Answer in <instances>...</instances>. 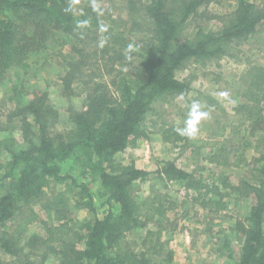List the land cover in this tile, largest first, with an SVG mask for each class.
<instances>
[{
    "label": "trees",
    "instance_id": "obj_1",
    "mask_svg": "<svg viewBox=\"0 0 264 264\" xmlns=\"http://www.w3.org/2000/svg\"><path fill=\"white\" fill-rule=\"evenodd\" d=\"M101 1L0 0V79L9 69L25 66L32 53L46 50L52 37L62 32L73 43L62 61L64 92H72L79 83L85 97L80 107H68L70 121L62 129L60 110L51 104L47 90L36 89L12 110L9 118L20 122L26 147L13 149L0 136V254L4 256L0 264H46L51 256L60 264H173L170 252L165 263L156 257L163 248L162 221L172 223V212L177 218L179 202L159 188L148 200L135 194L136 184L152 174L185 190H198L195 198L203 209L224 211L229 207L231 193L214 184L207 189L213 196L207 198L208 191L202 193L201 189L210 184L177 160L163 161L157 170L149 171L134 161L118 162L117 155L149 138L146 121L154 102L188 97L191 80L179 79V71L191 63L206 68L235 44L264 31V0H237L218 30L202 25L204 18L212 16L209 5L213 0H105L110 11L99 6ZM115 1L124 5V16L115 11ZM81 21L87 23L78 27ZM101 25L106 31H101ZM192 26L195 33L187 36ZM93 32L95 43H88ZM125 66L131 67L130 73L124 72ZM90 70L94 73H88ZM241 78L227 83L233 89V100L264 132V66L251 67ZM186 110L181 112L184 120ZM160 126L163 141L180 150L191 148L194 154H201L213 144L220 152L226 151L221 140L178 135L175 129L184 122L164 119ZM4 129L0 121V133ZM214 135L222 136L224 131ZM261 141L264 147V138ZM4 151L9 153L6 158L1 156ZM213 156L214 162L223 163L220 153ZM67 161L78 166L83 177L99 178L107 205L102 216L97 214L88 185L62 173ZM252 165V180L233 186V191L250 201L248 215L236 224L242 238L236 264H264V149ZM50 181L65 182L72 190L81 188L77 205L96 212L85 223L84 233L76 228L67 192L47 193ZM153 221L160 224L157 230L149 227ZM35 222L43 225L46 234H28ZM138 229L146 230L140 249L137 241L129 239ZM38 247H45V253H37Z\"/></svg>",
    "mask_w": 264,
    "mask_h": 264
},
{
    "label": "rangeland",
    "instance_id": "obj_2",
    "mask_svg": "<svg viewBox=\"0 0 264 264\" xmlns=\"http://www.w3.org/2000/svg\"><path fill=\"white\" fill-rule=\"evenodd\" d=\"M98 4L107 11L111 10L110 3L105 0ZM115 4V11L124 16V5H121L119 1H115ZM237 4V0H213L209 5L212 16L210 19L209 17L204 18L202 25L207 29H220L224 23L223 17H227ZM194 31L193 28L187 36L188 34L189 36L194 35ZM260 35L264 36V31L253 35L248 41L235 44V47L227 52L228 54L210 63L206 68L191 63L186 69L179 71L177 73L179 79L191 80L188 97L182 100L178 98L173 102L168 99L154 102L146 121V126L150 131L149 138L141 139L136 147H130L117 155L118 162L129 164L134 161L137 162L138 167L147 168L150 171L157 170L163 161L177 160L184 169L195 176L202 175L201 179L204 183L210 184L209 187L201 189L202 193H206L207 189L216 184L222 192L232 194V198H228L227 210L210 211L203 209L200 206V200L195 198L198 190L183 191V187L181 188L178 183L163 182L155 174L136 184L135 194L140 199H151L154 196V189L159 188L164 193L171 194L180 204L177 208V218L174 212L170 215L174 220L172 223L166 222V219L162 221L161 226L157 222H149V227L153 229L157 230L158 225L162 227L163 248L161 255L156 258L164 263L167 262L170 252L173 254V264H236L237 253L242 244L236 224L238 220H243L248 215L250 201L240 192L233 191V186L239 185L242 180H252V163L264 149L261 145L264 132L255 127L253 120L247 119L248 115H244V110L239 109L238 102L233 100L235 96L233 89L228 84L233 78L242 79L243 74L251 67L264 66V40H260ZM95 36L96 32L90 33L87 42L95 43L92 39ZM133 39L139 42V38ZM72 44L71 37L62 32L56 33L46 50L32 53L25 66L9 69L0 79V121L5 127L0 136L9 147L18 150L26 147L20 122L11 120L9 116L12 110H15L16 103L27 101L36 89L49 92L51 104L60 110L61 129L65 128V123L70 121L68 107L74 105L78 108L85 103L83 90L79 83H76L73 91L69 93L64 92L65 89L61 82V78L66 73L62 61L69 56ZM134 48L138 47L134 45ZM91 61L94 62L95 59ZM129 62H132V59ZM122 69L125 73H130L132 70L130 66ZM90 72L94 73L92 70L88 73ZM217 74H220L219 79H216ZM221 93H227V96H222ZM193 102H198L202 110L209 113L208 118L201 121L198 138L209 142L221 140L220 142L226 143L225 152H220L218 147H213L211 144L203 148L201 154H194L191 148L180 150L163 141V135L160 132L161 122L165 119L182 124L185 120L181 112L184 109L187 112L186 109H190ZM221 130L224 131V135H214ZM214 153H220V161L223 160L221 161L223 163L214 162ZM8 155L6 151L1 154L3 158ZM250 161L251 163H248ZM62 173L70 174L79 182L88 185L97 214L102 216L107 205H105L106 197L99 178L96 176L83 177L81 169L70 161L62 164ZM65 184L67 183L50 181L47 193L50 195L52 191L59 190L67 192L70 197L68 204L73 207L76 228L84 233L85 223L93 220L96 212L85 205L84 207L77 205V202L81 200L79 192L81 188L74 187L72 190L71 185ZM206 194L207 198L213 196L210 191ZM184 211L187 213L183 214ZM32 233L46 234L43 225L39 222L31 225L28 234ZM145 234V229H138L130 233L129 239L137 241V248L140 249ZM43 249L45 247L41 249L38 247L36 252L42 253ZM0 257L4 256L0 254ZM49 258L46 264H60L56 257Z\"/></svg>",
    "mask_w": 264,
    "mask_h": 264
},
{
    "label": "clouds",
    "instance_id": "obj_3",
    "mask_svg": "<svg viewBox=\"0 0 264 264\" xmlns=\"http://www.w3.org/2000/svg\"><path fill=\"white\" fill-rule=\"evenodd\" d=\"M77 0H73V3ZM93 10L97 9L95 2L92 5ZM86 21H81L78 23V27L86 25ZM101 31H106V27L101 25ZM104 41L100 42V46L103 47ZM131 47V46H130ZM222 96H227V93H221ZM209 113L202 110L201 105L198 102H193L191 108L187 113V118L184 121L183 127H177L175 131L178 135L182 137H187L188 139L195 140L199 136L201 121L208 118Z\"/></svg>",
    "mask_w": 264,
    "mask_h": 264
},
{
    "label": "crops",
    "instance_id": "obj_4",
    "mask_svg": "<svg viewBox=\"0 0 264 264\" xmlns=\"http://www.w3.org/2000/svg\"><path fill=\"white\" fill-rule=\"evenodd\" d=\"M136 164H137V162H135ZM137 166H138V164H137ZM145 169V168H144ZM146 170H147V168H146ZM150 171V170H149Z\"/></svg>",
    "mask_w": 264,
    "mask_h": 264
},
{
    "label": "built area",
    "instance_id": "obj_5",
    "mask_svg": "<svg viewBox=\"0 0 264 264\" xmlns=\"http://www.w3.org/2000/svg\"><path fill=\"white\" fill-rule=\"evenodd\" d=\"M183 191H186V190L183 188Z\"/></svg>",
    "mask_w": 264,
    "mask_h": 264
}]
</instances>
